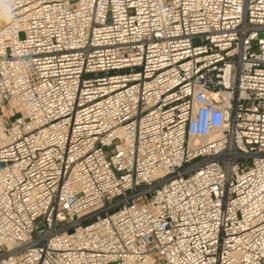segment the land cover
<instances>
[{
	"label": "built area",
	"instance_id": "obj_1",
	"mask_svg": "<svg viewBox=\"0 0 264 264\" xmlns=\"http://www.w3.org/2000/svg\"><path fill=\"white\" fill-rule=\"evenodd\" d=\"M0 264H264V0H0Z\"/></svg>",
	"mask_w": 264,
	"mask_h": 264
}]
</instances>
